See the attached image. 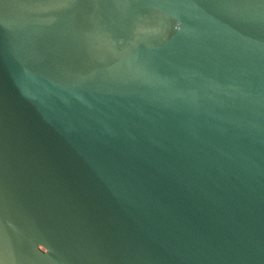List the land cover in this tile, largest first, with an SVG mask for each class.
Listing matches in <instances>:
<instances>
[{
  "label": "water",
  "instance_id": "obj_1",
  "mask_svg": "<svg viewBox=\"0 0 264 264\" xmlns=\"http://www.w3.org/2000/svg\"><path fill=\"white\" fill-rule=\"evenodd\" d=\"M0 264H264V0H0Z\"/></svg>",
  "mask_w": 264,
  "mask_h": 264
}]
</instances>
